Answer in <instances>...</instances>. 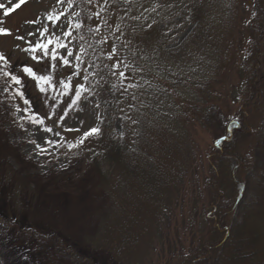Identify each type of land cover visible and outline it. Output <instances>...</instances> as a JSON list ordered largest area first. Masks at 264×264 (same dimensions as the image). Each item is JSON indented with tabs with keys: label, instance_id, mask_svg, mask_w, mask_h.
Masks as SVG:
<instances>
[{
	"label": "trees",
	"instance_id": "1",
	"mask_svg": "<svg viewBox=\"0 0 264 264\" xmlns=\"http://www.w3.org/2000/svg\"><path fill=\"white\" fill-rule=\"evenodd\" d=\"M76 1L79 21L74 39L76 55L81 57L77 81L101 113L100 133L80 148L99 179L92 195L107 197L110 205L102 215L96 214L95 233L81 238V246L90 253L80 251L84 248L61 231L35 223L31 214L29 224L22 225V203L31 201L33 194L27 177L12 171L0 151V187L9 188L12 203L9 222L0 217L4 236L13 247L29 248V257L40 264H99L97 258L104 264H129L128 255L122 253L143 231V210L161 202L168 182L163 177L166 160L174 157L176 189L183 187L194 150L186 126L196 124L214 143L207 154V203L193 211L189 221L193 242L181 264H264V0H251L246 22L249 49L242 52L243 79L233 93L235 111L224 109L221 75L226 51L222 53L219 44L210 43L205 77L194 73L195 79L186 83L165 64L174 59L181 62L188 49L163 52L160 42L146 45L156 30L149 37L138 34L142 23L157 14L161 19L182 15L188 10L186 2L177 6L180 0L176 4L174 0H129V6L123 7L116 0ZM220 6L229 17L231 4L225 7L224 1ZM188 7L183 19L217 27L203 14L204 8L196 6L192 16ZM162 34H157L156 42ZM203 35L196 33L192 42L203 40ZM117 61L130 67L122 63L113 74ZM121 71L124 78L119 76ZM128 84L139 87L127 88ZM116 120L123 128L118 139L110 135Z\"/></svg>",
	"mask_w": 264,
	"mask_h": 264
},
{
	"label": "rangeland",
	"instance_id": "2",
	"mask_svg": "<svg viewBox=\"0 0 264 264\" xmlns=\"http://www.w3.org/2000/svg\"><path fill=\"white\" fill-rule=\"evenodd\" d=\"M177 1L174 0V4ZM224 1L225 7L227 3L231 4L229 17L222 12L223 8L220 6ZM116 2L123 7L130 4H125L124 0ZM182 2H186L184 8L188 9L182 15L188 16L189 5L192 16L196 13V6L202 7L205 9L203 14L215 21L217 29L209 24L204 27L203 23L200 25L187 17L183 19L181 14H174L173 19H161L157 14L154 19L142 23L138 34L149 37L156 30V34L151 36L146 45L153 46L160 42L163 52H177L183 47L188 49L181 62L174 59L171 65L165 64L186 83L195 79L191 75L194 73L201 72L200 78L202 75L205 77L207 51H210L208 49L213 42L219 44L222 53L226 51L223 65L225 69L221 75L224 109L235 111L237 105L233 100V93L243 79L240 73L242 52L249 49L250 34L246 22L251 15V0H180L177 6ZM16 3H21V0H0V4L6 8H11ZM50 11L63 12L64 15L58 22L59 27L55 33L41 38L38 29L47 26L49 33L53 31L51 23L45 18ZM78 11L76 0H64L63 3H57V0H24L19 8H13L6 17L3 9H0V28L10 32L9 35L0 34V53L7 61H0V151L12 171L27 177L33 194L31 201L22 203V211H25L20 223L29 224L31 214L35 223L61 231L65 237L78 243L76 246L82 247L81 238L91 232L95 233L98 224L96 214L102 215L108 209L110 201L105 196L92 195L98 186V177L89 168L80 147L71 150L67 147L68 144L76 143L88 128H99L101 119V113L91 96H84L82 93L78 102L69 107L79 87L77 75L80 61L76 59L74 39L75 26L79 21ZM154 12H159V9ZM37 19L40 23H29ZM217 19L221 20L219 24ZM149 24L152 25L151 28L148 27ZM171 24L174 26H170ZM61 27L71 35L65 36L59 30ZM29 32L35 35L29 36ZM160 33H163L161 40L156 42ZM196 33H203L204 38L195 44L192 37ZM17 36L24 39L18 40ZM49 38L53 40V44L49 46L47 56L37 52L35 55L40 59L34 60L33 53L22 50L30 46L28 42L34 44L40 39L47 43ZM61 43L66 48H61ZM53 48L58 57L55 60L52 59ZM68 49L72 51V56L68 55ZM64 59L69 61L67 65L63 63ZM25 66L32 68L36 76L46 77L49 82L41 83L38 87L35 79L23 73L22 68ZM89 69L88 66L86 70ZM3 71L17 75L21 84H11L9 78L3 76ZM65 84L68 85L67 88L64 87ZM5 87L9 88L8 92L3 91ZM41 87L44 91H41ZM17 89L23 94L22 97L16 95ZM175 92L179 95L182 93L178 90ZM24 100L28 103L24 104ZM33 119L42 123H34ZM186 127L194 150L183 187L176 189L174 157L166 160L163 177L168 182L162 188L161 202L151 207L143 204L147 208L140 217L143 231L132 240L130 249L126 248L122 253L128 255L129 264H181L182 256L192 245L194 232L189 230V221L193 211L205 208L207 203V191L204 188L208 175L207 154L214 141L198 125L189 124ZM122 129L121 122L116 120L112 124L110 135L118 139ZM31 140H35L47 151L38 154L36 145L29 142ZM9 193L8 187H0V217L6 223L10 220L9 216H12ZM4 235L0 227V264H40L34 257H29V248L22 250L13 247ZM111 245L114 247V244ZM83 250L90 253L88 249H80L84 252ZM95 262L104 264V260L99 258Z\"/></svg>",
	"mask_w": 264,
	"mask_h": 264
},
{
	"label": "snow or ice",
	"instance_id": "3",
	"mask_svg": "<svg viewBox=\"0 0 264 264\" xmlns=\"http://www.w3.org/2000/svg\"><path fill=\"white\" fill-rule=\"evenodd\" d=\"M23 2H24V0H21V3H23ZM63 2H64V0H57V3H63ZM89 2H91V0H89ZM21 3L13 4V6L11 8H6L3 4H0V9H3V14L6 17L13 10V8H19L21 6ZM124 3L125 4L129 3V0H124ZM69 6H71V5H69ZM160 6H163V5H159V4L156 5V7H160ZM168 6L171 7V5H168ZM156 7H153L151 10L152 11H155L156 10ZM63 15H64L63 12L53 13V12L50 11L46 15L45 18H46L47 21H49L51 23L53 31H52V33H49L48 27L47 26H44L42 29H38L37 30L39 32V37L42 38L46 34H48L49 36L53 35L55 33V31L57 30V28L59 27L58 22L60 21V19H61V17ZM133 19H137L138 20V19H140V17H133ZM29 23H40V20L37 19V20L29 21ZM153 23H155V21H153ZM77 27H79V25H77ZM148 27L151 28L152 25L149 24ZM59 30L60 31H63L65 36H70L71 35L70 32L64 31V29L62 27ZM0 34H2V35H9L10 32H8L7 29L0 28ZM28 35L29 36H32V35H35V33L29 32ZM16 38L18 40L24 39V37H22V36H17ZM56 39H57V43H59V37H57ZM28 43L30 44V46L29 47H26V48H24L22 50L25 51V52H31V53H33L32 58L34 60H38V59H40V57L37 56V55H35V53L42 52L43 55L47 56L48 55V51H49V46L53 44V40L51 38H49L47 40V43H44L40 39H37V41L34 44H31V42H28ZM59 46L61 48H66V46L64 44H62V43ZM115 51H116L115 48H113V55H115ZM68 55L69 56H72L73 55V53H72V51L70 49H68ZM57 58L58 57H57L56 50H55V48H53L52 49V59L55 60ZM76 59L77 60H80L81 57L79 55H77L76 56ZM109 59H112V56H109ZM0 61H4L5 63H7L6 58L4 57V55L2 53H0ZM63 63L67 65L69 63V61L67 59H64L63 60ZM122 63L124 64V67L126 69L130 67L129 64L124 63L123 61H117V63H115V64L112 65V68L114 70L113 71V74H116L115 70L118 69L119 66H120V64H122ZM137 70H139V69H137ZM22 71L27 76L32 77L33 79H35L36 82H37V86L38 87L41 86V83L47 84L49 82L48 79L46 77H44V76H39V77L36 76V74L33 72V69L30 68V67L25 66V67L22 68ZM3 76L9 78V81H10L11 84H14V85H20L21 84V79L17 75L13 74L10 71H3ZM119 76L121 78H124L125 77V72H123V71L119 72ZM64 87L67 88L68 85L65 84ZM133 87H139V85H133V84H128L127 85V88H133ZM127 88L125 89V91H127ZM86 90L87 89L85 88V86L83 84L79 85L78 90L76 91L75 97L72 98L71 104H69V107H72V105H75L78 102V100L80 99L81 94H82V91H86ZM3 91L4 92H8L9 91V88L8 87H5L3 89ZM41 91H44V88L43 87H41ZM16 95L19 96V97H22L23 96V94L18 89L16 90ZM133 99H136V97L133 96ZM27 103H28V101L27 100H24V104H27ZM130 107H131V105H130ZM17 110H19V109H17ZM61 119H63V117H61ZM33 122L34 123H42V121H36L34 119H33ZM132 122L133 123H136L135 120H133ZM46 131H51V129H46ZM76 131H80V129H76ZM99 132H100V129L99 128L92 126V127L88 128V130H86V131H84L82 133V135L78 138V141L76 143L68 144L67 147L70 150L73 149V148H78L81 145H83L84 142L88 138H90L93 135L99 134ZM57 135H59V133H57ZM29 142L36 145V149L38 150V154H44L47 151V149L43 148L35 140H31ZM48 143H51V142H48ZM217 143H219V141H217Z\"/></svg>",
	"mask_w": 264,
	"mask_h": 264
}]
</instances>
